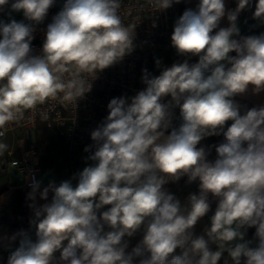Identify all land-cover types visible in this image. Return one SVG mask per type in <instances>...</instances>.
Instances as JSON below:
<instances>
[{"label": "clouds", "instance_id": "obj_1", "mask_svg": "<svg viewBox=\"0 0 264 264\" xmlns=\"http://www.w3.org/2000/svg\"><path fill=\"white\" fill-rule=\"evenodd\" d=\"M179 2L155 0L161 11ZM9 4L39 24L54 0H0V11ZM250 6L251 0H237L226 10L225 0H199L195 10L184 11L171 44L198 62L177 61L156 76L143 69L144 90L130 103L110 100L106 119L91 132L94 145L84 149L93 163L77 174L75 186L65 180L40 190L32 177L28 199L35 202L39 193L48 200L51 192V202L29 205L36 240L18 233L23 239L7 264H133L136 257L139 264H218L224 252L232 264L242 258L264 264V106L241 114L234 99L250 86L254 94L264 91V33L240 37L237 26ZM120 8L121 0H65L47 26L40 55L32 54V25L0 20V129L61 93L62 102L76 106L98 72L134 51L135 30L123 24ZM225 16L229 26L220 27ZM253 19L264 22V0H257ZM176 107L181 123L172 127ZM221 134L223 142L212 146L217 158L209 161L198 145ZM6 148L0 143V155ZM185 176L199 181V194L182 206L164 185ZM209 194L218 203L210 227L197 236L193 229L210 211ZM250 227L258 238L254 248L242 231ZM141 230L143 239L126 252L124 238Z\"/></svg>", "mask_w": 264, "mask_h": 264}, {"label": "built area", "instance_id": "obj_2", "mask_svg": "<svg viewBox=\"0 0 264 264\" xmlns=\"http://www.w3.org/2000/svg\"><path fill=\"white\" fill-rule=\"evenodd\" d=\"M64 3L65 0H54L44 21L39 24L27 20L24 15L18 20L35 28L31 42L33 55L42 54L47 26L62 10ZM4 7L0 11L2 21L5 17ZM164 11L158 8L155 0H121L119 14L122 22L130 30H135L134 51L126 55L122 61L98 72L97 77L91 81V91L79 98L76 106L74 103L62 102L61 93L57 99H49L34 110L25 111L22 119L6 125V130L0 129L5 131V135L0 137V143L12 137L22 143L18 155H14V151H7L3 160L12 167V171L25 176L24 186L30 187L32 177L38 181L41 170L40 144L35 137L39 125L63 137L65 158L69 168L67 180H70L73 186L78 183V173L75 170L78 157L85 147L94 145L91 132L106 119L110 100L126 97L130 103V98L146 87L142 81V70L147 69L150 73L151 56L171 47L172 31L164 23ZM64 78L67 80L70 77L66 73ZM88 79L91 80V76ZM44 113L48 115L47 120L42 118ZM216 158L217 154L212 161Z\"/></svg>", "mask_w": 264, "mask_h": 264}, {"label": "crops", "instance_id": "obj_3", "mask_svg": "<svg viewBox=\"0 0 264 264\" xmlns=\"http://www.w3.org/2000/svg\"><path fill=\"white\" fill-rule=\"evenodd\" d=\"M257 0H251V6L246 7L242 10L237 18V26L240 30V37H247L252 35H260L264 33V22L253 19V13L255 11V4ZM199 0H180L179 3H173L171 7L165 9L163 12V19L165 25L170 31H174L175 22L187 9H196ZM226 10H234L237 5V0H225ZM6 9V6L4 7ZM229 21L227 16L222 18L220 22V27H228ZM240 37H234L239 39ZM229 55L235 56V52H231ZM161 61L160 66L156 65V60ZM188 59V62L196 63L198 62V57H183L179 56L176 49L172 46L165 51L158 52L151 56L150 58V73L153 76L159 75L160 71L164 67H170L174 62H183ZM235 101L240 104L241 114L247 109L253 107L264 106V91L258 94H254L251 86L248 91L242 95H237L234 97ZM165 102H168L165 98ZM181 120L179 118V108L173 109L172 127H179ZM231 121L228 122L226 126H230ZM39 129H47L39 125L36 132ZM171 128L166 131V135L170 134ZM223 135L210 136L204 138L198 147H204L208 151L207 159L209 161L213 160L216 153L214 145H218L223 142ZM7 145L3 154L0 155V264H7L10 254L15 251L20 246V241L23 239L22 236L18 235L21 231L27 233L28 237L35 235V228L30 224V221L34 218V211L30 204L35 203L36 206H41L45 203L51 202L52 193H49L48 200H42L37 193L35 202L28 199V194L31 192V187L24 186L25 176L20 172L12 171V167L4 163V153L7 151H14V155H18L19 146L22 145L21 142L16 139L8 138L3 142ZM90 155L89 152L83 151L77 161L76 172H81L86 166L91 165L93 162L88 160L87 157ZM39 160L41 164V170L38 175V181L41 182L40 190L47 187L50 182L55 183L57 186L62 182L67 180L69 175V168L65 158V143L61 145L56 150L42 151L39 154ZM164 188L173 194L184 206L187 204V198L190 194H199V181H194L192 186H180V181L172 182L169 181L164 185ZM216 200L211 194H209V201ZM105 206L101 211L107 210ZM211 217L201 218L197 224L194 226V235H202L204 229L209 227ZM107 230V229H105ZM243 231V229H242ZM15 237V239H13ZM128 247L126 252H131L134 247H136L140 241L143 239V231H138L132 237L124 238ZM245 240V236H244ZM66 243V242H65ZM213 250H216L214 245H211ZM181 253L180 249L175 251V255ZM147 255V254H146ZM142 257L134 258L133 264H139V260ZM225 260L228 264H232L231 258L228 256L227 252L222 254L218 264H225ZM243 264V260H242Z\"/></svg>", "mask_w": 264, "mask_h": 264}, {"label": "rangeland", "instance_id": "obj_4", "mask_svg": "<svg viewBox=\"0 0 264 264\" xmlns=\"http://www.w3.org/2000/svg\"><path fill=\"white\" fill-rule=\"evenodd\" d=\"M11 3V0H10ZM23 12H15L12 11L10 8V4L6 5V9H5V17L7 16L8 19L5 20L4 17V21L5 22H10L11 19H15L17 22L18 20L22 17ZM35 137L37 138L39 144H40V152L42 151H48L49 149L51 150H56L61 143H65L64 139H62L63 137L61 135H59L58 133L47 129H39L36 134Z\"/></svg>", "mask_w": 264, "mask_h": 264}, {"label": "trees", "instance_id": "obj_5", "mask_svg": "<svg viewBox=\"0 0 264 264\" xmlns=\"http://www.w3.org/2000/svg\"><path fill=\"white\" fill-rule=\"evenodd\" d=\"M50 150L51 149H49V153H50ZM179 181H180V186H186V185L192 186L193 183H194V182L188 183L186 176L185 177H182ZM217 203H218V200L217 199L210 201V211L206 214L205 217H211L214 214L215 208L217 206ZM209 227H210V225H209ZM243 231L245 232V241H250L251 242L249 244V246L250 247H253V248L256 247L257 244H258V238L255 235V233H256L255 227L246 228V229H243ZM31 239L33 241H35L36 240V236L33 234L31 236ZM214 247L216 248V245H214ZM55 256L58 258L59 257V252L55 253ZM242 260H243V258H242Z\"/></svg>", "mask_w": 264, "mask_h": 264}, {"label": "water", "instance_id": "obj_6", "mask_svg": "<svg viewBox=\"0 0 264 264\" xmlns=\"http://www.w3.org/2000/svg\"><path fill=\"white\" fill-rule=\"evenodd\" d=\"M166 100L170 101L171 100V97L170 96L169 97H166Z\"/></svg>", "mask_w": 264, "mask_h": 264}]
</instances>
